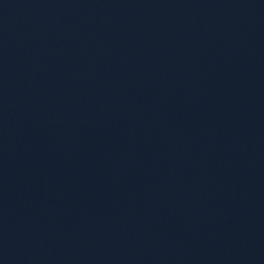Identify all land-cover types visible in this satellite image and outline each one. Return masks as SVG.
<instances>
[{"label":"water","instance_id":"1","mask_svg":"<svg viewBox=\"0 0 264 264\" xmlns=\"http://www.w3.org/2000/svg\"><path fill=\"white\" fill-rule=\"evenodd\" d=\"M0 264H264V0H0Z\"/></svg>","mask_w":264,"mask_h":264}]
</instances>
